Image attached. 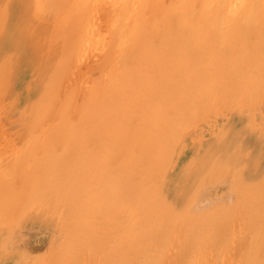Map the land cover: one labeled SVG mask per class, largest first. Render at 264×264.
<instances>
[{
    "label": "bare ground",
    "instance_id": "1",
    "mask_svg": "<svg viewBox=\"0 0 264 264\" xmlns=\"http://www.w3.org/2000/svg\"><path fill=\"white\" fill-rule=\"evenodd\" d=\"M1 6L5 7L9 13L8 17L0 16V85L4 84L5 80L10 81L15 75L18 76L22 73L19 61L20 54L24 50L33 56L31 61L33 64L38 63V69H35L34 65H31V69H24L23 75H31L35 79L29 82L24 96L19 101V104L23 106L27 125V136L23 138L26 145L25 151L27 153L34 151L36 156L33 158L36 162L32 172L23 173L19 177L15 176L18 179H12L11 181H14L11 184L0 183V264H26L24 254L19 255L18 251L16 253L18 255L13 254L12 251L16 247L24 251L29 247L34 251H41L48 244L51 245L60 239V236L57 235L58 231L51 221L53 220L52 216L50 217V213L47 214L46 210L50 209L51 211L52 208L49 207L51 204H55V209L56 206L62 204L68 209L67 216L73 212L72 209L81 201L82 187L89 182V173L85 163L81 161L89 156L84 155L81 159L82 153L79 151H83L84 147L88 152H93L92 148H101V152H104L106 145L109 144V129L117 120L124 119L123 115L132 114L131 118L145 122L150 117L160 115L162 107L166 104L168 110L175 102L179 105L185 104L186 71H203L207 65H210L209 63L216 61L214 64L216 68L214 82L218 83L225 81L224 77L230 73L229 69L231 68L237 72L245 71L248 68L250 70L249 60L251 58H253V63L258 62V66L264 67V0H0ZM47 9L54 12L53 19L58 18L59 26L49 30L45 29L40 33L35 31L37 35L35 33L34 37H29L28 35H31L34 29L31 33V29L29 30L31 26L29 27L30 24H27L29 20L27 16H32V18L37 15L42 16L43 11ZM42 17L45 18V15ZM53 19L50 18L46 21L43 28L46 25L48 28L52 27ZM102 20H105L107 24ZM39 21L43 20L40 18ZM103 22L106 24L105 26H109L106 30L108 32L106 38L103 37L105 34V31H102L105 30V26H101ZM96 27L103 28L99 29L102 31L101 35L103 34L102 38H98L100 32H96L98 29ZM220 41L223 43L222 47L217 44ZM78 43L81 45L79 49L77 48ZM88 43H95L91 45L92 47L98 45L99 48L96 47L98 50L103 47L102 51H99L102 55H96H100L101 58H97L101 60L93 64H97V68H101L103 73L106 72V75L104 74L105 79L102 77V83H98L94 87L95 93L92 94L91 92L83 103L79 100V104L78 102L77 104L73 103L75 99L68 98L67 91L71 93L72 90L67 87L66 91L63 88L67 94V99H63H66L67 103L62 106L63 100H58L61 102L60 107H58L55 104L54 88L60 78L59 70L69 62L68 58L76 53H78V61L81 63V59L90 52L88 50L92 49L91 46L88 48ZM93 51L92 49L91 55L94 53ZM87 60L84 62L87 63ZM90 65L89 67H92ZM86 66L84 67L87 68ZM76 67L77 65L73 69L69 68L73 72ZM78 67H80L79 64ZM71 69H68L70 74L72 73ZM73 77L72 75L67 79ZM87 78L89 80L90 77ZM67 79L65 80L67 81ZM79 79L81 81V78ZM103 79L106 83H103ZM69 82L71 81L69 80ZM85 82L87 83V79ZM92 82L90 83L92 84ZM187 84L190 86L191 83ZM73 85L70 86L73 90L76 86L80 88V85L76 84L75 87ZM88 87L85 88L88 89ZM8 89L10 90L9 87ZM84 89L82 88V91ZM77 90H74L76 91L75 97L79 93ZM83 92L85 93V91ZM60 95L64 96L63 93ZM123 104L125 105L123 106ZM127 104L132 105L129 112H126ZM123 109L126 111H122ZM180 112L182 114L183 110L180 109ZM47 119L53 122L52 124L49 123L50 126H47V130H44L42 127H45L43 125ZM75 120L77 124L74 123ZM183 120L186 121V118ZM2 127L1 130L6 126L2 125ZM4 130L3 133L10 135L11 132L6 133L8 130L6 132ZM80 132H84L82 141H79L78 135H76ZM9 135L8 137H10ZM3 136V134L0 136V140L6 139ZM13 137L10 140L12 142L16 141H13ZM5 143H1L2 146H0L3 147ZM6 144L5 149L4 147L3 149L6 151L5 153L11 155L9 152L11 144H7L9 149ZM0 151L2 152V149ZM15 152H17V148ZM5 155L4 158H8V154ZM78 156L81 160L78 159ZM14 157L12 158L13 162ZM1 158L3 157L1 156ZM4 158L0 159V164L2 163L0 167L4 165V162L5 164L8 163L9 166L13 163L11 161L9 164L10 161L8 162ZM54 159L57 160L55 164H52L51 161ZM22 161L25 164L29 162L25 158H22ZM135 161L138 159L133 158L130 162L132 169L135 168ZM208 163L210 162L208 161ZM27 165L25 166L27 167ZM4 166L3 170H0L3 177L2 172L6 165ZM22 169L23 167L21 171L19 170L20 172H16L20 174L26 170V168L24 171ZM8 171L7 175L13 177V173H10L9 169ZM9 176L4 179L9 178ZM22 196L26 197V204ZM53 214L55 216L56 212L53 211ZM231 215L234 214L231 213L230 217H232ZM12 217L14 221L20 220L16 230H13L11 223L6 221L12 220ZM138 217L139 215L134 211L129 215L126 213L125 216L121 213L107 215L105 219L104 217L92 216L93 224L98 225L94 227L95 232L93 234L99 236V232H104L107 235L106 243L108 242L113 247V251L106 257L97 248L91 247L94 243L85 242L81 232L72 231L73 226L71 225L70 230L64 231L67 245H69L65 249L69 252V257L65 263L89 264L88 260H94L106 262V264L107 262L108 264H140L146 256L151 257V247L141 248L140 242L132 237L134 234H139L142 229L139 227ZM72 219L70 216V220ZM164 221L159 220L157 230L162 229L164 232L167 230L168 233L172 234L178 233L183 227L182 224L179 225L174 220L173 223L168 220L169 226H165ZM73 224L75 225V223ZM260 227H264V218L256 214L252 219L251 230L248 228L251 231V233L249 231L248 244L243 242L239 245L242 247L241 252L246 250L247 253L246 256H242L243 262L237 261L240 259V255L237 260H233L232 254L228 253L231 255L230 259H226L224 254L216 256L218 263L264 264V230L263 228L262 230L258 229ZM227 229L221 230L223 231L220 233L221 236L226 235ZM233 230L235 231V228ZM237 230L235 235L239 233ZM180 233L186 234V225ZM130 235L131 238L128 237ZM126 245L131 251L128 258L124 253V249L127 248ZM35 253L37 254V252ZM120 253L122 256L119 255ZM233 253L235 255V252ZM183 255L184 251H179L178 255H175L174 261L178 259L177 262L181 261ZM211 259L213 260V258ZM211 259L208 257V262Z\"/></svg>",
    "mask_w": 264,
    "mask_h": 264
},
{
    "label": "rangeland",
    "instance_id": "2",
    "mask_svg": "<svg viewBox=\"0 0 264 264\" xmlns=\"http://www.w3.org/2000/svg\"><path fill=\"white\" fill-rule=\"evenodd\" d=\"M0 10H2L0 11V16H3V18L8 17L9 11L5 7L1 6ZM49 10L50 9L43 11L44 13L42 16L45 15V18L39 15L35 18L33 17L34 19L32 16H27L29 19L27 24H30L29 27L31 26L29 28V30L31 29V33L34 29L33 33L28 35L29 37H34L35 31L40 33L45 29L49 30L50 28H57V25L59 26L58 18L55 17L53 19L55 14ZM40 18L43 21H39ZM50 18L53 19L52 27L48 28L46 25L43 28V24ZM105 23L107 24L106 21ZM106 24L103 22L101 26H105ZM105 27V30H102L105 31L104 38L107 37L106 34H108V32L106 30H108L107 27L109 26L107 25ZM96 28H98L96 32H100L98 34L101 36L97 37L102 38L103 34L101 35V28ZM31 40L33 41V38H31ZM94 44H89L88 48ZM217 44L220 47L223 46L221 41ZM99 45L101 44L99 43ZM80 46L81 45L78 43L77 48H81ZM96 47L99 48L98 45L91 46L95 54L93 53L91 55L92 49H89L88 51L91 53L88 52L87 55H85L86 58L85 56L84 58L81 57V63L78 61V53L74 56H70L71 58H68L69 62L59 70L60 78L56 82L54 88L55 104L58 107H60L59 104H61L58 100H63L62 106L67 103V94L68 98L72 100L75 99L73 100L75 104H77V102L79 104V100H81L80 102L82 103L85 102L91 92L92 94L95 93L94 87L98 83H102V77L105 79L104 74L106 75V72L103 73L101 68H97V64L94 65L95 62L97 63L101 60L99 58H101L100 55L102 54L100 52L103 48L100 47L101 50H98ZM97 54L100 55L96 56ZM20 55L19 66L22 73L12 77L10 81L5 80L6 82L0 85V122L3 123H1L2 125L6 126L4 127L5 130L3 129L4 132L7 130L6 133L11 132L10 135L3 133V130H1L3 127L0 124V133L2 131L0 136L3 134V137H6V139L2 138V140H0L3 141L0 142V145L2 146L1 143L4 142L7 144L11 142V148L13 147L12 149L10 148V151L8 150L11 153V155H9V153H5L6 151L4 150L6 143L3 144L4 149L0 146V150L2 149L0 155L4 158V156L6 157L5 154H8V158H4V160L7 159L8 162L10 161L9 164L11 161L13 162L12 158L15 156L14 162L12 163L13 166L12 164L10 165L12 167H10L7 162V164L4 162V165H6V168H4L2 172L4 177L1 175L0 171V183L4 184H11L15 179H18L21 174L32 172L36 162V160L34 161L36 153H34V151H32V153H27V151H25L26 145L23 138L27 136V125L24 118L25 112L23 106L19 104V101L24 96L30 84L29 82L35 79V77L31 75H23V71L24 69H31V65H34V68L38 69V63H32L31 60L33 56L26 52V50L22 51ZM86 60L87 63L84 62ZM249 62L250 70L248 68L245 71L237 72L231 68L229 69L230 73L224 77L225 81L222 83L214 82V75L216 74L214 64L216 61L215 63H209L210 65H207L203 71H186L185 104L179 105L175 102L173 106H170L171 111L167 109L166 104V106L162 107L160 115L150 117L146 119L145 122L139 119L137 120V118H131L130 116L132 114L123 115L124 119L117 120L112 124L111 129H109V144L106 145L104 152H101V148L96 149L92 147L94 151L88 152L83 147V151H79L82 153L80 158L82 159L84 155H88L89 157L85 160H81L78 156V159L85 163V167L89 173V182L85 183L82 187L80 203L72 209L73 212L68 216V209L62 206V204L56 206V209L54 208L55 204L49 206L56 212L55 216L52 209L51 211L50 209L46 210V213H50V217L52 216L51 218L53 220L51 221L56 231H58L57 235L60 236V239L51 245L48 244L49 246L47 245V248L45 247L41 251H34L30 247L25 251L21 249V251L19 247H16V249L12 251L13 254H24L26 264H43V262L44 264H66L65 262L69 257V252L65 249L66 246L69 245H67L64 231L67 229L70 230L69 227L72 225V231L77 230V232H81L83 240L87 243H94L91 247L97 248V250L104 253L103 256L106 257L113 251V247L108 244V242L106 243L107 235L104 234V232H99V236L93 234L95 232L94 227L98 225L93 224L92 216L94 215L96 218L104 217L105 219L107 215H118L121 213L125 216L126 213L129 215L134 211V213L139 215V227L142 229L139 234H134L132 237H135L140 242L141 248L151 247V257L146 256L140 264H197L199 262L202 264H217L218 261L216 256L222 254L225 255L226 259H230V254H232L233 260H237V257L240 255V259L237 261H239V263H241V261L243 262L244 259H242V256H246L247 253L245 252L246 250L241 252L242 247H239V245L243 242L245 244L249 242L248 236H250L251 233L253 216L258 214L260 217L264 218V67L258 66L259 63L256 61V63H253V58H251ZM78 64L80 67L83 65L80 69L82 71L79 70L80 67H78ZM76 65L77 67L72 72V69ZM89 65L92 67H89ZM68 69H71L73 73L71 74L74 76L71 79H67L72 76ZM87 77H90L89 80ZM79 78H81V81ZM65 79H67V81ZM86 79L87 83L85 82ZM104 79L103 83H106ZM69 80L71 82L68 83ZM72 81L75 85L72 84ZM77 81L78 83H76ZM89 81L92 82V84ZM187 83H191L190 86H188ZM76 84L85 85L82 87L80 85V88H77L78 86H76ZM72 85L74 87L76 86L74 90L79 89L77 90V92H79L76 96L77 99L75 97L76 91L70 87ZM67 87L69 90H72V94L70 91H67ZM85 87H88V89ZM63 88L67 91V94ZM82 88L86 89L83 90L85 93L82 91ZM62 93L64 95L63 97L60 95ZM69 94L72 96L70 97ZM5 99L9 100L8 103ZM57 102L59 103L57 104ZM124 105L125 104H123V106ZM131 107V104H127V111L124 110L125 107H123L124 109L122 111L129 112ZM180 109L183 110L182 114ZM129 117L130 119H128ZM185 118L186 121L183 120ZM52 122L53 121L50 119H47L45 125H43L45 127L42 128L47 130ZM74 123L77 124L76 120ZM8 135L10 137H8ZM11 135L14 136L13 141H16H10L12 140ZM76 135H78V140L82 141L84 132L76 133ZM20 147H22L21 150H18ZM16 148L17 152H15ZM211 155H214L213 158ZM1 156L0 159H3ZM208 157L209 160H207ZM22 158L27 159V161L29 160V162L31 160L30 163L26 162V164H28L27 167L25 166V162L22 161ZM133 158L138 159V161L134 162V169L130 167V162ZM56 160L57 159L51 161L52 164H55ZM208 161L210 163H208ZM0 165H2V163ZM3 166L0 167V170H3ZM22 167L23 171L25 168L26 170L19 174L18 172L21 171ZM8 169L10 173H13V177L12 175L11 177L7 175L9 173ZM14 170L15 172H13ZM174 172H176L177 175L176 173L174 174ZM8 176L9 178L4 179ZM12 179L14 180L11 181ZM22 197L26 204V197ZM213 204L214 206H212ZM231 213H233L235 217L234 215H231L233 218L230 217ZM248 213L250 214L248 215ZM70 216H72V220H70ZM188 217L189 220H187ZM11 219L12 220L6 221L9 224L11 223L13 230H16L17 227H19L18 223L20 220L16 219L14 221L13 217ZM160 219L165 220V226H169L168 220L172 223L174 220L175 223L178 222L177 224H182V229L186 225V234L180 233L182 229L179 230L178 233H172L173 235L168 233L167 230L165 232L162 229L160 231L157 230V223ZM73 223H75V225ZM232 225L234 226L233 228L231 227ZM51 228L53 229V227ZM226 228H228L226 235L221 236L220 233L223 232L221 230ZM234 228L235 231L238 229L237 232L239 233H236L237 235H235ZM262 228L264 230V227L258 229L262 230ZM231 231L233 232L234 238ZM128 237L131 238V235ZM85 245L87 244L85 243ZM117 249L119 251V248ZM17 251L18 254H16ZM179 251H184V255L180 259L181 261L177 262L179 259L174 261V258H176L175 255H178ZM35 252H37V254ZM130 252L127 246V248L124 249L127 258ZM233 252H235V255H233ZM119 255L122 256L121 253ZM208 257L209 259L213 258V260L211 259L212 262L211 260L208 262ZM195 259H197L196 262ZM201 260L203 261L201 262ZM88 261L89 264H106V262L101 261ZM218 264L222 263L219 262Z\"/></svg>",
    "mask_w": 264,
    "mask_h": 264
}]
</instances>
